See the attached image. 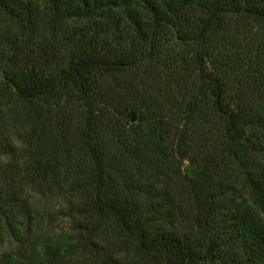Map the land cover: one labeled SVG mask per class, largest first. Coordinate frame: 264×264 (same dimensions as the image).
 <instances>
[{
  "label": "trees",
  "instance_id": "1",
  "mask_svg": "<svg viewBox=\"0 0 264 264\" xmlns=\"http://www.w3.org/2000/svg\"><path fill=\"white\" fill-rule=\"evenodd\" d=\"M42 2L0 0L14 27H0L13 91L0 98V158L15 153L8 120L25 155L0 164V242L20 246L1 264H264V78L247 93L240 70L208 61L224 16L264 18V0ZM169 29L203 49L162 58ZM158 57L168 75L133 98L137 122L107 117L106 100L126 106L95 75ZM18 182L66 193V233L25 240Z\"/></svg>",
  "mask_w": 264,
  "mask_h": 264
},
{
  "label": "rangeland",
  "instance_id": "2",
  "mask_svg": "<svg viewBox=\"0 0 264 264\" xmlns=\"http://www.w3.org/2000/svg\"><path fill=\"white\" fill-rule=\"evenodd\" d=\"M29 1L39 6L43 5L42 0ZM84 22L85 20L82 19L71 20L67 23L66 28L75 30ZM0 27L2 29L6 27L14 28L13 23L7 17L1 18ZM213 34V41L210 43L212 56L210 59L208 58L211 67L214 65L216 67L231 65L232 70H240L237 72L238 76L243 81V86H246L243 90L249 93L253 84H258L264 78V18L254 17L246 13L227 14L224 16L221 26ZM162 42L160 50L161 55H163L162 58L175 54V56L187 57L189 59L192 57V53L203 49L202 43L197 45L184 44V42L177 38L175 29H169ZM225 55L229 58L223 59ZM162 58H156L158 65H156V59L153 58L151 61H144L145 63L139 67H132L118 72H101L95 75L101 86L103 88L109 87L111 95H114L117 101L126 106L125 108L118 106L115 109L111 104L112 101L106 100L101 105L107 117L110 118L113 115L111 119H116L122 126L137 122V113L129 110L128 107L136 104L133 100L135 95L140 94V92L151 93L158 83L162 84L166 81L168 70L163 69L162 65L159 64L161 60H164ZM164 61L166 62V60ZM189 68L191 67L189 66ZM194 71L196 75V70ZM2 84L3 78L0 73V98L5 92L7 95H12V89L4 91L2 90ZM131 113L135 114L134 122H130ZM5 126V133L14 146L15 153L14 156L1 157V165L12 163L16 159H23L25 156L23 146L18 139L21 128L11 120H8ZM82 165L83 168L89 165L86 156L82 158ZM16 186L20 195L31 209V229L28 230L26 225H23L21 230L22 236L26 241H38L44 237L55 236L68 231L71 220L58 214L71 201L66 193L59 192L56 189L41 193L37 187L25 182H18ZM19 248L20 246L11 237L4 234L0 242V257L4 253L15 254ZM74 262L79 264L81 258L74 257Z\"/></svg>",
  "mask_w": 264,
  "mask_h": 264
},
{
  "label": "water",
  "instance_id": "3",
  "mask_svg": "<svg viewBox=\"0 0 264 264\" xmlns=\"http://www.w3.org/2000/svg\"><path fill=\"white\" fill-rule=\"evenodd\" d=\"M135 121V114L131 113L130 114V122H134Z\"/></svg>",
  "mask_w": 264,
  "mask_h": 264
}]
</instances>
